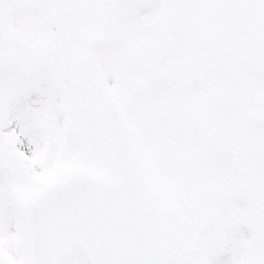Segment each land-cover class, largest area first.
<instances>
[{"label": "snow or ice", "instance_id": "obj_1", "mask_svg": "<svg viewBox=\"0 0 264 264\" xmlns=\"http://www.w3.org/2000/svg\"><path fill=\"white\" fill-rule=\"evenodd\" d=\"M0 264H264V0H0Z\"/></svg>", "mask_w": 264, "mask_h": 264}]
</instances>
